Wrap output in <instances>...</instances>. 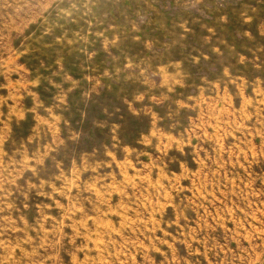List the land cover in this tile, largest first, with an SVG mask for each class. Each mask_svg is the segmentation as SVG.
Returning <instances> with one entry per match:
<instances>
[{"label":"rangeland","instance_id":"1","mask_svg":"<svg viewBox=\"0 0 264 264\" xmlns=\"http://www.w3.org/2000/svg\"><path fill=\"white\" fill-rule=\"evenodd\" d=\"M0 264H264V0H0Z\"/></svg>","mask_w":264,"mask_h":264}]
</instances>
